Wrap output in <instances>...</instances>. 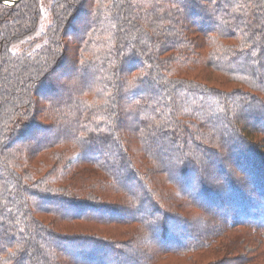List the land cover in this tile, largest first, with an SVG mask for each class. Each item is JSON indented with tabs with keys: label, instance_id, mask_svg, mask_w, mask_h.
Instances as JSON below:
<instances>
[{
	"label": "trees",
	"instance_id": "obj_1",
	"mask_svg": "<svg viewBox=\"0 0 264 264\" xmlns=\"http://www.w3.org/2000/svg\"><path fill=\"white\" fill-rule=\"evenodd\" d=\"M263 232L264 0L0 1V264L24 239L29 264H264Z\"/></svg>",
	"mask_w": 264,
	"mask_h": 264
},
{
	"label": "snow or ice",
	"instance_id": "obj_2",
	"mask_svg": "<svg viewBox=\"0 0 264 264\" xmlns=\"http://www.w3.org/2000/svg\"><path fill=\"white\" fill-rule=\"evenodd\" d=\"M7 2V0H5ZM213 3H215V0H212ZM250 56L255 57L257 53L255 50H253L251 53H249ZM255 63H259L258 60H254ZM83 64V61L80 62ZM137 65L134 62H129V67L125 70L127 72H131ZM176 164H179V161H176ZM122 172L118 174V179H121ZM46 199V197H45ZM66 212H72L73 210H76V215H82L85 214L88 211H91L93 216L97 218H104L108 217L112 214H124L128 212V209L125 208H119V207H106V206H96V205H73L71 202H68L66 205ZM137 211H143V209H137ZM135 215V213H132ZM27 243V239L21 240L17 242V248L16 251H10L11 256L16 258L17 264H29V258L31 257V251L25 247V244ZM138 264V262H137Z\"/></svg>",
	"mask_w": 264,
	"mask_h": 264
},
{
	"label": "rangeland",
	"instance_id": "obj_3",
	"mask_svg": "<svg viewBox=\"0 0 264 264\" xmlns=\"http://www.w3.org/2000/svg\"><path fill=\"white\" fill-rule=\"evenodd\" d=\"M72 36H73V34H72V32H70L68 35V42L69 43L73 40ZM241 242L243 244V249H244L242 255L250 254V253L255 251L257 246H259L260 244H262L264 242V232H263L261 238H259L258 244H256V245L252 244L251 242H249L248 240H246L244 238L241 240Z\"/></svg>",
	"mask_w": 264,
	"mask_h": 264
},
{
	"label": "water",
	"instance_id": "obj_4",
	"mask_svg": "<svg viewBox=\"0 0 264 264\" xmlns=\"http://www.w3.org/2000/svg\"><path fill=\"white\" fill-rule=\"evenodd\" d=\"M1 2H5L4 0H0ZM19 1H21V0H12V1H7V2H5V3H8V4H16V3H18Z\"/></svg>",
	"mask_w": 264,
	"mask_h": 264
}]
</instances>
